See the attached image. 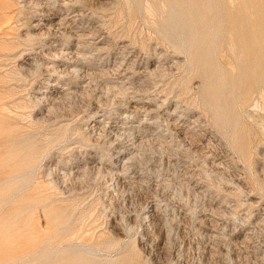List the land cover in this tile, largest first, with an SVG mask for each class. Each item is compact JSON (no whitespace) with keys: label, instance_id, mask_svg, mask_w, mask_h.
<instances>
[{"label":"rangeland","instance_id":"1","mask_svg":"<svg viewBox=\"0 0 264 264\" xmlns=\"http://www.w3.org/2000/svg\"><path fill=\"white\" fill-rule=\"evenodd\" d=\"M9 161L0 264H264V0H0Z\"/></svg>","mask_w":264,"mask_h":264},{"label":"bare ground","instance_id":"2","mask_svg":"<svg viewBox=\"0 0 264 264\" xmlns=\"http://www.w3.org/2000/svg\"><path fill=\"white\" fill-rule=\"evenodd\" d=\"M67 6V5H66ZM69 10V9H68ZM69 12V11H68ZM49 47V46H48ZM231 54V53H230ZM69 68V67H68ZM67 72H68V69H67ZM69 73V72H68ZM63 74V73H62ZM52 86H54V85H52ZM40 101V100H39ZM141 108H143V107H141ZM133 109H135L136 110V108L135 107H133ZM133 109H131V110H133ZM143 109H146V108H143ZM138 111V110H137ZM109 132V131H108ZM114 132H116V129L115 128H113V129H110V133H114ZM120 132V131H119ZM107 135V134H106ZM122 135H120V137H121ZM112 142V141H111ZM113 143V142H112ZM115 143V142H114ZM117 147V146H116ZM116 152V154H119V153H123L122 152V150H116L115 151ZM120 166V165H119ZM119 167L118 166H115V167H113V168H111V172L112 173H117L118 172V169ZM121 168V167H120ZM4 169H5V172H4V177H2V178H0V187L1 186H5V185H7V184H10L11 182H13V180H14V178H15V175H14V167H13V165L10 163V161H9V163H7L6 164V166H4ZM93 169V168H92ZM91 170V169H90ZM96 170V169H95ZM99 171V170H98ZM23 177V176H22ZM65 196V195H64ZM9 205H11V202L9 203ZM10 209H8V211H9ZM145 218L147 217V218H155V211H154V209L152 208V207H147V208H144L143 210H142V213H141ZM157 219V218H156Z\"/></svg>","mask_w":264,"mask_h":264}]
</instances>
